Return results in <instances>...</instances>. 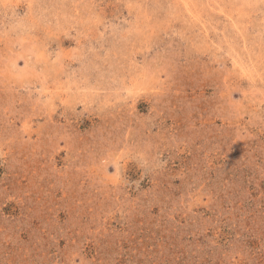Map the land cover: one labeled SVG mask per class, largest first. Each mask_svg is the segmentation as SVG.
Returning a JSON list of instances; mask_svg holds the SVG:
<instances>
[{"label":"rangeland","instance_id":"rangeland-1","mask_svg":"<svg viewBox=\"0 0 264 264\" xmlns=\"http://www.w3.org/2000/svg\"><path fill=\"white\" fill-rule=\"evenodd\" d=\"M0 264H264V0H0Z\"/></svg>","mask_w":264,"mask_h":264}]
</instances>
